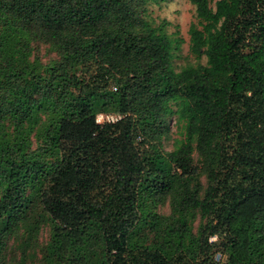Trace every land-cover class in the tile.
Returning a JSON list of instances; mask_svg holds the SVG:
<instances>
[{"label": "trees", "instance_id": "16d2710c", "mask_svg": "<svg viewBox=\"0 0 264 264\" xmlns=\"http://www.w3.org/2000/svg\"><path fill=\"white\" fill-rule=\"evenodd\" d=\"M166 1L0 0V258L46 226L40 264H264V0H188L180 71Z\"/></svg>", "mask_w": 264, "mask_h": 264}, {"label": "rangeland", "instance_id": "374dc122", "mask_svg": "<svg viewBox=\"0 0 264 264\" xmlns=\"http://www.w3.org/2000/svg\"><path fill=\"white\" fill-rule=\"evenodd\" d=\"M214 0L213 7L215 6ZM147 11L145 17L151 21L155 26L162 25L163 22L166 24V32L173 37H179L182 39V44L180 50L175 53L176 57L173 62V66L177 71H180L186 66H196L199 63L206 64L207 59L204 56L201 60L197 59L190 51V36L189 29L192 24H196L197 13L196 7L190 3L188 0H167L161 4H149L146 6ZM32 45V56L30 57L31 62H36L40 65V68L48 66L51 62L58 59L57 54L50 48V46L44 42L34 41ZM175 118L172 120L170 138L164 141V150H173L175 139L179 138V133L177 132V127L175 125ZM35 141V140H34ZM36 147V142H34V148ZM195 164L198 165L200 169V181L202 185V193L204 195L207 179L206 174L202 171V163L197 155H195ZM161 214H169L170 206L165 203L159 207L158 210ZM199 212L191 220L190 225L194 233H197L199 227L202 224ZM50 237V228L43 227L42 233L39 238L38 246L35 250H31L29 254L28 264H40L41 249L48 242ZM21 237H15L8 242L7 252L3 258H0V264H13L15 260H19L22 255V250L20 247ZM150 241V240H149ZM217 260H221L218 257Z\"/></svg>", "mask_w": 264, "mask_h": 264}, {"label": "built area", "instance_id": "2783aa9c", "mask_svg": "<svg viewBox=\"0 0 264 264\" xmlns=\"http://www.w3.org/2000/svg\"><path fill=\"white\" fill-rule=\"evenodd\" d=\"M120 119H121L120 115L101 113L97 116V123L98 124L114 123ZM212 240H215V238H212Z\"/></svg>", "mask_w": 264, "mask_h": 264}]
</instances>
